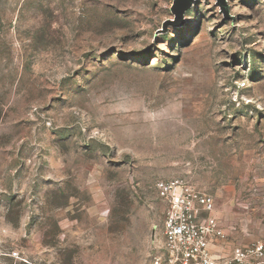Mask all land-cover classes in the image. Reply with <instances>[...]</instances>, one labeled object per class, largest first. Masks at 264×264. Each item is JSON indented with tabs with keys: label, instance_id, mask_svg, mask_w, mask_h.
Segmentation results:
<instances>
[{
	"label": "rangeland",
	"instance_id": "rangeland-1",
	"mask_svg": "<svg viewBox=\"0 0 264 264\" xmlns=\"http://www.w3.org/2000/svg\"><path fill=\"white\" fill-rule=\"evenodd\" d=\"M172 4L0 0V262L150 264L173 178L264 247V0Z\"/></svg>",
	"mask_w": 264,
	"mask_h": 264
},
{
	"label": "built area",
	"instance_id": "built-area-1",
	"mask_svg": "<svg viewBox=\"0 0 264 264\" xmlns=\"http://www.w3.org/2000/svg\"><path fill=\"white\" fill-rule=\"evenodd\" d=\"M154 186L165 207L164 255L153 257L150 264H254V257L264 251L259 241L231 251L229 260H224L215 254L216 245L224 243V232L215 213L214 196L182 178L159 179ZM3 256L13 259L0 264H40L27 255Z\"/></svg>",
	"mask_w": 264,
	"mask_h": 264
},
{
	"label": "water",
	"instance_id": "water-1",
	"mask_svg": "<svg viewBox=\"0 0 264 264\" xmlns=\"http://www.w3.org/2000/svg\"><path fill=\"white\" fill-rule=\"evenodd\" d=\"M195 0H173L171 11L174 14V20H168L172 25H182L184 23V12L191 8ZM218 4L223 8L224 12L227 11L226 0H217Z\"/></svg>",
	"mask_w": 264,
	"mask_h": 264
}]
</instances>
